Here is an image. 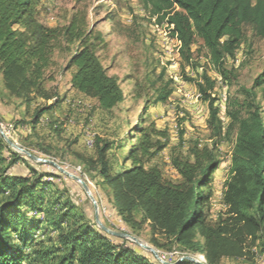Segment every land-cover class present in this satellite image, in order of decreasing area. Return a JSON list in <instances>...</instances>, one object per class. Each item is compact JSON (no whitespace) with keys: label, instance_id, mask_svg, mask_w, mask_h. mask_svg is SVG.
Masks as SVG:
<instances>
[{"label":"trees","instance_id":"16d2710c","mask_svg":"<svg viewBox=\"0 0 264 264\" xmlns=\"http://www.w3.org/2000/svg\"><path fill=\"white\" fill-rule=\"evenodd\" d=\"M138 1L149 20L165 25L179 43L185 64L196 65L192 48L200 40L207 65L224 85L232 75L227 59L234 58L240 45L250 49L254 39H264V0ZM43 10L42 0H0V79L7 97L25 108L44 103L34 109L30 125L35 129L44 114L65 100L53 85L56 74L70 73L72 89L103 111L115 109L124 95L117 78L102 65L107 43L89 26L87 12L73 10L65 25L50 27L41 19ZM263 84L264 74L250 88L238 90L245 102H231L224 126L212 97L216 80L202 72L197 88L208 107L211 145L193 144L186 153L173 148L170 163L177 182L165 179L152 164L168 139L165 131L145 120L132 127L119 146L97 139L92 156L76 157L95 187L106 191L123 224L133 233L148 226L154 248L200 255L203 264L225 259L255 264L264 256V110L257 100ZM157 91L153 103L164 104L171 95L169 84ZM234 131L229 178L221 194L224 210L211 221L218 147ZM0 148V264H161L137 245L99 230L77 214L71 202L52 200L51 174L32 170L29 177L11 176L9 170L25 158L1 138ZM114 149L122 152L116 161L110 154ZM174 263L194 264L185 259Z\"/></svg>","mask_w":264,"mask_h":264},{"label":"rangeland","instance_id":"374dc122","mask_svg":"<svg viewBox=\"0 0 264 264\" xmlns=\"http://www.w3.org/2000/svg\"><path fill=\"white\" fill-rule=\"evenodd\" d=\"M42 7L41 19L50 27L65 25L73 10L87 12L89 26L101 33L107 43V49L102 53V65L107 68L110 76L119 81L124 101L111 111H103L94 100L70 87V73L56 74L53 85L65 100L58 108L44 114L35 129H31L34 109L44 103L37 101L25 108L19 100L7 97L0 79L1 129L16 146L36 158L54 162L66 172L82 179L97 204L98 217L104 226L138 239L153 249L162 261L175 264L177 259L188 255L172 247L154 248L150 243L148 226L133 233L113 211L106 191L95 187L90 179L91 173L76 155L92 156L97 139L109 140L119 146L126 133L138 122L145 120L154 123L158 130L165 131L168 139L167 148L155 157L152 164L161 169L165 179L177 182L178 175L170 163L173 148L186 153L193 144L198 147L211 145L207 126L208 107L197 88L202 72L205 71L216 80L212 97L217 99L219 116L222 124L227 126V112L233 109L231 102H245L238 90L250 88L254 80L264 74V39H254L250 49L246 44L240 45L234 58L227 59L226 68L232 70V75L229 76L230 84L224 85L207 65L200 40L192 48L196 65L185 64L179 56V43L170 37L165 25L156 26L154 20H149L138 0H42ZM59 64L62 66L61 61ZM166 83L171 90L169 99L164 104H154L157 90ZM257 100L264 110V84L259 89ZM87 138L93 140L92 147L86 146ZM234 139L235 131L218 147L220 166L213 175L211 185V221L224 210L221 207V194L223 184L229 178ZM17 154L23 156L25 162L13 166L9 170L11 176L29 177L32 170L40 174H51L54 178L48 179V182H52L50 198H60L61 203L71 202L77 214L97 227L95 209L80 184L48 164L31 163L23 154ZM110 154L112 160L116 161L121 158L122 152L114 149ZM82 170L85 172L82 173ZM157 240L163 243L161 238L157 237ZM199 256L191 257L203 263L204 260ZM262 259V262L261 258L258 261L259 264H264V256Z\"/></svg>","mask_w":264,"mask_h":264},{"label":"water","instance_id":"95a60500","mask_svg":"<svg viewBox=\"0 0 264 264\" xmlns=\"http://www.w3.org/2000/svg\"><path fill=\"white\" fill-rule=\"evenodd\" d=\"M0 136L3 138V140L5 141V143L11 148L13 149L14 151H16L17 153H21L23 154L24 156H26L28 159L34 161V162H37V163H42V164H48L50 166H52L53 168H55L57 171H59L61 174L69 177L70 179H72L73 181H75L76 183L80 184L81 187L83 188L85 194L87 195V197L91 200L92 204H93V207L95 209V223L97 225V228L99 230H101L102 232L106 233L107 235L109 236H112V237H115V238H120V239H124V240H128V241H131L133 242L134 244H136L138 247H140L141 249L145 250V251H148L150 252L151 254H153V256L155 257L156 260H158L161 264H168L164 261H162L159 256L156 254V252L149 248L148 246L144 245L141 241H139L138 239L134 238V237H131L130 235L128 234H124V233H120V232H114V231H111L110 229H108L107 227H105L99 220V217H98V213H97V204L94 200V198L92 197L91 195V192L89 190V187L87 186V184L82 180L80 179L79 177H76L68 172H66L64 169H62L61 167H59L57 164H55L54 162H51V161H47V160H43V159H39V158H36L35 156L31 155L29 152L21 149L19 146H16L15 144H13L5 135V133L3 132V130L1 129L0 127ZM188 260L194 264H203L199 261H197L194 257H191V256H187V257H182L179 259V261L181 260ZM177 264V263H175Z\"/></svg>","mask_w":264,"mask_h":264},{"label":"crops","instance_id":"0c3cea01","mask_svg":"<svg viewBox=\"0 0 264 264\" xmlns=\"http://www.w3.org/2000/svg\"><path fill=\"white\" fill-rule=\"evenodd\" d=\"M177 178H179V176H178ZM221 207L223 208L222 205H221ZM216 218H217V216L214 217V220H215ZM260 258H261V260H260ZM259 260H260L261 262L263 261L262 256L259 257ZM259 260H257V261L255 262V264H259V263H258ZM221 264H246V263H245L243 260H227V259H225V260H223V261L221 262Z\"/></svg>","mask_w":264,"mask_h":264},{"label":"bare ground","instance_id":"6f19581e","mask_svg":"<svg viewBox=\"0 0 264 264\" xmlns=\"http://www.w3.org/2000/svg\"><path fill=\"white\" fill-rule=\"evenodd\" d=\"M199 95H200V94H199ZM90 138H91V137H90ZM90 138H87V139H86V142H87V143H85L86 146H88V147H92V146H93V140L90 139ZM199 257H200L201 260H203V257H202V256H199Z\"/></svg>","mask_w":264,"mask_h":264},{"label":"built area","instance_id":"2783aa9c","mask_svg":"<svg viewBox=\"0 0 264 264\" xmlns=\"http://www.w3.org/2000/svg\"><path fill=\"white\" fill-rule=\"evenodd\" d=\"M85 143H87V142H86V139H85ZM262 264H263V263H262Z\"/></svg>","mask_w":264,"mask_h":264}]
</instances>
